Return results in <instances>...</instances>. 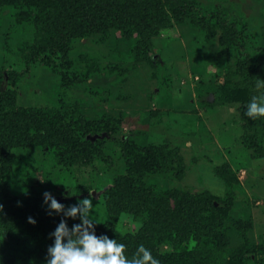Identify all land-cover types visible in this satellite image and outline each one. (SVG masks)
<instances>
[{
  "label": "rangeland",
  "instance_id": "374dc122",
  "mask_svg": "<svg viewBox=\"0 0 264 264\" xmlns=\"http://www.w3.org/2000/svg\"><path fill=\"white\" fill-rule=\"evenodd\" d=\"M161 2L196 15L168 30L111 28L62 52L40 47L29 0H0V148L17 131L4 146L6 193L28 215L0 219V247L17 264H46L59 221L81 222L49 215L46 190L66 209L94 191L97 235L124 242L128 258L143 243L161 264H264V116L247 115L263 76L245 72L249 53L264 56V0ZM234 92L242 100L229 103Z\"/></svg>",
  "mask_w": 264,
  "mask_h": 264
},
{
  "label": "trees",
  "instance_id": "16d2710c",
  "mask_svg": "<svg viewBox=\"0 0 264 264\" xmlns=\"http://www.w3.org/2000/svg\"><path fill=\"white\" fill-rule=\"evenodd\" d=\"M29 3L35 7L36 13L32 19L38 32L43 37L40 47L62 50V52H68L66 49L75 40L89 37L95 33H105L111 28L123 30L133 28L147 31L157 26L168 30L172 17L177 19L181 15H196V7L192 3L172 4L170 6L171 13L169 14L164 11L161 0H29ZM197 20L198 24L205 28V19L199 16ZM220 24L225 27L226 21H222ZM233 40L234 38H232ZM143 41L145 43L142 45L143 50L141 53L150 61L154 59L152 57L154 53L147 38ZM226 41L229 42L227 37ZM31 54L34 57L38 55L34 49H31ZM246 58L249 59L247 63L248 70L245 69L246 75L252 76L258 72L264 79V56L249 53ZM226 98L229 103L242 100L239 93L235 92ZM5 101V94L0 93V111L6 109L7 105L3 104ZM252 122L255 123V120ZM16 127L20 133L24 132L25 122L21 120ZM91 129L100 132L103 127L97 125L91 127ZM14 137H17V131L11 135V138L4 140L0 148V204L4 206L2 210L0 209V219L3 216L4 218L15 217L16 215L28 216L19 206L10 205L12 196L6 193L9 190L7 189L8 184L5 180V173L9 166L8 157L10 155H7V147L4 146L11 143ZM156 156L160 157L159 155ZM144 158L139 157L135 164L141 175L145 171L150 172L152 170V167H149V159ZM7 250L0 247V258L3 259L4 264H17V256L8 254Z\"/></svg>",
  "mask_w": 264,
  "mask_h": 264
},
{
  "label": "clouds",
  "instance_id": "9594fccd",
  "mask_svg": "<svg viewBox=\"0 0 264 264\" xmlns=\"http://www.w3.org/2000/svg\"><path fill=\"white\" fill-rule=\"evenodd\" d=\"M257 87L264 88V79H258ZM247 115L264 116V94L253 96L247 104ZM64 195V193H61ZM94 191H88L83 198L67 207L65 203L52 192L43 193V203L47 206L49 215L53 212L64 213L67 217L80 216V223L71 229L66 219H61L55 229L49 234L53 243L48 246L46 264H161L151 249L141 243L132 258H128L125 249L127 245L110 238L108 234L97 235L95 227L97 219L94 213ZM3 205L0 204V209ZM66 209V211H65ZM30 224H36V218H27ZM0 264H4L0 258Z\"/></svg>",
  "mask_w": 264,
  "mask_h": 264
},
{
  "label": "water",
  "instance_id": "95a60500",
  "mask_svg": "<svg viewBox=\"0 0 264 264\" xmlns=\"http://www.w3.org/2000/svg\"><path fill=\"white\" fill-rule=\"evenodd\" d=\"M211 98H212V96H211ZM211 100V99H210Z\"/></svg>",
  "mask_w": 264,
  "mask_h": 264
}]
</instances>
